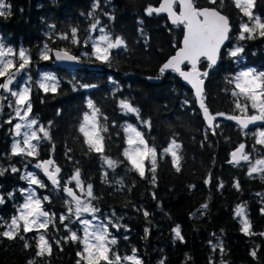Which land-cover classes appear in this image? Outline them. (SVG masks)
<instances>
[{
	"label": "trees",
	"instance_id": "16d2710c",
	"mask_svg": "<svg viewBox=\"0 0 264 264\" xmlns=\"http://www.w3.org/2000/svg\"><path fill=\"white\" fill-rule=\"evenodd\" d=\"M161 1L99 0L100 7L95 17H90L88 13L94 0H5L11 5V15L0 17V42L17 54V67L20 49L31 57L30 67L17 77L13 87L23 83L31 85L30 118L35 117L39 124L49 128L52 139L41 141L38 157L12 155L14 140L22 137H15L10 129L20 121L14 118L12 124L5 123L15 113L7 107L9 101H3L0 169L8 171L0 175V195L5 200L0 204V232L7 230V224L14 215H19L18 208L27 195L21 189H35L37 196L49 197L50 202H43L42 207L49 213H56V222L55 226L49 224L47 230L34 229L28 233L23 232L21 222L20 235L15 239L0 236V264H29V261H35V264H77L78 260L80 264H86L77 255L83 244L64 239L69 235L64 224H69V221L59 222L60 214L66 212L65 201L70 200L63 187L76 168L80 169L85 186L88 183L93 185V194L98 199L92 203L99 207L97 215L100 219L111 216L113 212L116 217L123 218L120 223L126 227L118 231L110 227L117 240L111 246L112 251L122 258L132 255L135 249V255L142 264H160L161 260L164 264H264V235H261L264 233V179L261 178L264 173L248 175L255 160L264 159V145L255 143L257 130L244 129L227 119L230 115L243 116L235 108L236 98L231 95L234 85L228 80L248 68L264 71V38L237 41L239 25L249 21L235 7L233 0H223L222 5L221 0H216V4L209 0H195L198 8L215 7L230 19L231 40L226 48L237 44L244 46L242 61L229 57L224 49L219 65L209 70L205 103L213 115L225 114L217 115L216 125L219 127L213 135L205 126L192 90L179 75L166 72L160 83L146 80V77L159 75L162 64L181 47L184 35L183 26L171 25L166 15L146 13L149 5L158 7ZM175 9L178 11V4ZM253 12L264 20V0H256ZM95 19H99L100 24L96 31H89ZM72 27L78 28L77 36L81 41L78 45L71 44V37L69 40L60 39L61 34L70 33ZM105 32L113 39L120 36L127 43L126 48L111 50L110 64L100 63L92 56V42ZM89 36L92 39L85 46L83 41ZM45 45L52 51L66 48L80 57L82 63L97 69L72 71L55 68L52 58H39ZM201 68L203 71L207 69L206 61L201 62ZM44 73L54 74L60 81L56 93H44L38 88ZM73 84L95 87L74 90ZM0 95L8 94L0 90ZM88 100L99 108V124L107 128V132L101 133L104 136L103 155L123 161L115 170L103 164L100 153L88 152L85 138L79 132L84 113L91 114L92 111L87 107ZM120 100L130 101L137 107L139 118L134 113L126 114L120 108ZM185 100L189 102L185 104ZM248 103L247 115L257 114L251 102ZM141 120H150L151 127L141 124ZM128 125L141 131L148 145L156 148L154 184L150 179L152 173L148 160H145V175L141 177L123 156V151L129 147L125 130ZM173 139L181 145L178 155L183 159L179 172L171 162V154L163 152ZM240 144L246 146L250 161H242L239 165L229 163L231 153ZM49 158H54L62 168L60 189H55L35 166ZM13 166L19 171L11 172ZM28 172L35 173L48 187L30 185L22 178ZM105 172L108 183H104ZM121 180L123 185L117 183ZM237 181L239 189L234 186ZM68 186L85 197L75 187V181ZM9 193L13 195L9 197ZM205 203L208 208L201 209ZM238 206H243V216L236 215ZM143 210L149 212L147 218ZM89 217L85 213L83 218ZM244 218L251 225L247 234L242 230ZM176 225L181 228L183 241L175 238L173 229ZM69 227L78 236L83 235V226L79 222L69 224ZM40 234H44L52 244L50 256L36 255ZM55 240L61 243L57 245ZM26 242L29 247H25ZM253 251L255 257L251 255ZM109 255L111 257V253ZM121 264L130 262L122 259Z\"/></svg>",
	"mask_w": 264,
	"mask_h": 264
},
{
	"label": "snow or ice",
	"instance_id": "6c2138e0",
	"mask_svg": "<svg viewBox=\"0 0 264 264\" xmlns=\"http://www.w3.org/2000/svg\"><path fill=\"white\" fill-rule=\"evenodd\" d=\"M209 2L211 4H216V0H209ZM233 2L235 7L238 8L249 21L239 25V34L236 37L237 41H244L246 39L251 40L257 37L264 38V20L253 12L256 0H233ZM176 4L180 5L179 14L175 11ZM222 4L223 0H221V5ZM99 7V0H94L92 10L88 13V16L95 17L96 10ZM146 13L148 15H152L153 13H167L173 25L178 27L181 25L183 26L185 30L182 41L183 46L160 67L159 75L155 77V79H160L170 70L171 72L178 73L183 80L187 81L194 89L195 99L199 103V107L207 121L208 129L215 135L216 128L219 127V125L213 126V122L217 115L225 116V114L217 113L213 115L209 112L205 104L206 96L204 82L209 75V70H211L221 58L222 48H225L229 57L237 61H242L244 59L242 55L244 53L243 45L237 44L234 47H225L226 42L231 40L229 34L232 31L228 17L223 15L221 11L217 10L215 7L198 8L195 0H162L158 7L149 5L146 8ZM104 14L108 15V13ZM9 15H11V5L6 4L5 0H0V17H7ZM111 19H114V17H111ZM99 24L100 20L95 19L94 22L90 24L89 31H96ZM52 27L55 28L54 25ZM100 31L104 32V29L100 28ZM77 32L78 28L72 27L70 33L61 34L60 39L69 40L71 37V44L78 45L81 41L77 36ZM91 39L92 37L89 36L83 41V44L87 46L88 41ZM101 43L103 46H101ZM92 47L94 49L92 56L95 57L96 61L110 64L112 57L111 50L120 49L121 47L126 48L127 43L122 37L117 36L113 39L109 33L105 32L99 37L98 41L92 42ZM50 53H52V49L45 45L40 52L39 58L41 60H48L51 58ZM54 55L56 61H80V57L72 55L66 48L56 50ZM83 55L87 56L88 53H84ZM16 57L17 54L13 52L12 48H6L5 44L0 42V78H3V82H0V90L8 94L0 95V112H2L4 108L3 101L8 100L9 103L7 107L13 109L15 116L10 117L5 123L12 124L14 118H18L20 121L15 123L12 129H10L15 137H22V139L14 140L11 147L12 155L24 156L25 158L38 157L41 141H51L52 138L49 128H46L43 124H39L35 117L30 118V114L32 113L31 85L23 83L13 87L14 83L17 81V77H19L21 73H26L31 65V57L24 49H20L18 52V67ZM202 58L208 62L207 69L204 71H201L197 67ZM185 62L191 65L190 71L182 69L181 66L185 64ZM13 69L15 70L13 71ZM148 79H153V77H149ZM228 83L234 85L231 95L236 98L235 108L240 110L243 114V118L241 116L230 115L227 116V119L236 120L244 129H247L249 124L255 123L256 121H264V71L257 72L254 68L241 70L235 74L234 77L229 79ZM59 85L60 81L54 74L44 73L38 83V88L42 89L44 93H56L59 89ZM78 87L89 88L95 87V85L73 84L74 90ZM11 98L15 99L12 100ZM249 101L251 102V107L257 110L256 115H247ZM188 102V100L184 101L185 104ZM119 104L120 108L126 114L134 113L137 118H139V109L133 106L130 101L120 100ZM87 107L92 111L91 114L88 112L84 113L83 123L79 127V132L82 133L85 138L84 142L87 145L88 152L100 153V159L103 161V164L115 170L123 161L113 160L107 155H103L104 136L101 133L107 132V128L99 124L97 114L100 110L94 105L92 100L87 101ZM140 122L149 128L151 127L150 120H141ZM125 130L128 133L127 143L129 147L123 151V156L131 165L132 169L138 172L141 177L145 175V160H148L150 162L149 171L152 173L150 179L154 184L157 168L156 148L148 145V142L144 139L143 133L136 127L128 125ZM40 134H42V136ZM256 135L258 138L255 143L264 145V130L258 132ZM205 138H207V130ZM54 147L53 145V150ZM245 147L244 144H240L236 151L231 153V160L229 163L239 165L241 161H250V154L245 153ZM180 149L181 145L173 139L169 147L163 150L164 154H171V162L175 166L177 172L181 170V160L183 159L182 156L178 155ZM68 151H71V149ZM69 159H71V157H69ZM35 166L42 170L55 189L61 188L59 177L61 168L55 164L53 159L49 158L47 160H42ZM5 171H8V169H0V175H3ZM10 171L15 173L18 172L19 169L13 166ZM253 173H264V159L255 160L248 171V175L252 176ZM107 175V172H105L104 183L109 182ZM22 178L27 180L30 185H37L40 188L48 187V185L40 180L33 172L26 173ZM261 178L264 179V176H261ZM72 181H75V187L89 199H83L80 195H77L72 187L67 186ZM117 183L123 185L122 180L117 181ZM220 186H223L222 183ZM234 186L239 189V182L237 181ZM63 191L71 199L65 201L67 206L66 212L60 214L59 222L64 224V221L68 220L69 224L79 222V224L83 226V235L78 236L77 232L69 227V224H64V228L69 233L64 239L73 242L80 241L83 244L82 251L77 253L81 260L86 261V264H101V262H104V264H121L123 259L130 262V264H142L141 260L135 255V249H133L132 255L123 258L119 253L112 251L111 246L115 245L117 240L112 236L110 227L117 231L121 227H126L120 223V220L123 218L116 217V214L113 212L111 216L103 220L100 219L97 215L100 209L92 203V201L98 199V197L93 194V185L91 183L85 186L84 181L81 179L79 168H76L71 179L66 181ZM21 192H26L27 195L25 197V202L18 208L19 215H14L11 218V222L7 224V230L0 232V236L15 239L17 235H20L21 222H23L22 228L24 233L31 232L34 229L37 231L39 229L47 230L49 224L55 226L56 213H49L42 207L43 202H50V198L47 196L43 198L37 196L35 189H21ZM8 195L11 197L13 193H9ZM152 195L153 198H155V193ZM3 203H5L4 197L0 195V204ZM207 208V203L201 205V209ZM137 210L139 211L140 209ZM85 213L90 214L92 219L83 218ZM243 214V206H238L236 215L243 216ZM143 215L147 218L150 214L147 210H143ZM193 215H195V213H193ZM94 220H99L100 222L93 223ZM241 223L243 224L242 230L246 234L249 233L251 227L250 222L244 218ZM145 232L147 234L148 230L146 229ZM173 232L175 233L176 239L183 241L184 238L181 234L179 225H176ZM261 235H264V233H261ZM20 238L24 239L23 236H20ZM54 242L57 245L61 243L60 240H55ZM25 247H29L27 242L25 243ZM36 247L38 248L36 255L39 257H44L46 254L50 256L52 253V244L46 239L44 234L39 235V241ZM213 247L215 248L216 246L214 245ZM221 251H223L222 246ZM110 253L111 257L109 255ZM251 255L255 257V251H253ZM29 264H35V261H29ZM77 264H80L79 260ZM160 264H164V261L161 260Z\"/></svg>",
	"mask_w": 264,
	"mask_h": 264
},
{
	"label": "water",
	"instance_id": "95a60500",
	"mask_svg": "<svg viewBox=\"0 0 264 264\" xmlns=\"http://www.w3.org/2000/svg\"><path fill=\"white\" fill-rule=\"evenodd\" d=\"M162 2V1H161ZM176 12H177V14H179V12H180V5L178 4V11L177 10H175ZM156 14V13H155ZM160 14H164V15H166L167 16V18H168V21H169V23L171 24V25H173L172 23H171V20H170V18L168 17V15H167V13H160ZM229 19V18H228ZM229 23H230V25H231V22H230V19H229ZM173 26H176V25H173ZM185 31V30H184ZM231 33V32H230ZM230 35V34H229ZM182 41H183V39H182ZM228 44V42H226V45ZM183 45H182V42H181V47H182ZM180 47V48H181ZM226 47V46H225ZM179 48V49H180ZM179 49L177 50V51H179ZM225 48H222V50H221V54H222V52H223V50H224ZM56 50H58V49H54L53 51H52V53H51V58L53 59V66L55 67V68H58V69H62V70H72V71H76V70H81V69H89V70H96L97 68L96 67H91V66H88V65H86V64H84V63H82L81 61H79V62H72V61H56L55 60V55H54V53H55V51ZM176 51V52H177ZM176 52H175V54H176ZM72 54V53H71ZM174 54V55H175ZM73 55V54H72ZM173 55V56H174ZM203 61V58L201 59V62ZM201 62L198 64V68L201 70V71H203L201 68H200V64H201ZM207 62V61H206ZM219 62H220V59H219V61L217 62V64L214 66V67H217L218 65H219ZM163 65V64H162ZM185 65H188L189 66V69H184V67H185ZM182 69L183 70H185V71H190L191 70V65L190 64H188L187 62H185V64H183L182 66ZM167 72H171L170 70L169 71H167ZM177 75H179L178 73H176ZM180 77V76H179ZM149 77H146V80L148 81V82H150V83H160L161 82V78L160 79H155V77H153V79H148ZM181 78V80L183 81V83L187 86V87H189L191 90H192V92H193V95H194V89L191 87V85L187 82V81H185V80H183V78L182 77H180ZM205 86H206V80H205V82H204V91L206 92V90H205ZM195 97V96H194ZM196 100V99H195ZM196 104H197V107H198V109L200 110V112H201V114H202V117H203V120H204V123H205V126H206V128L208 129V124H207V121L205 120V118H204V116H203V113H202V110L200 109V107H199V103L197 102V100H196ZM206 104V103H205ZM242 118H243V116H241ZM230 122H232V123H235V124H237V125H239V126H241L236 120H230V119H228ZM264 124V121H256L255 123H252V124H249V126H248V128L249 127H260V126H262ZM216 125V120L213 122V126H215ZM242 127V126H241ZM208 130H210V129H208ZM236 151V150H235ZM51 159H53L54 160V158H51ZM45 160H47V159H45ZM42 161V160H41ZM55 161V160H54ZM40 162V161H39ZM38 162V163H39ZM55 164L57 165V163H56V161H55ZM59 166V165H58ZM60 167V166H59ZM61 168V167H60ZM41 170V169H40ZM41 173H42V175L48 180V178L44 175V173L42 172V170H41ZM61 175H62V168H61V172H60V174H59V177H60V183H61ZM50 183H51V181L50 180H48ZM209 184V183H208ZM70 187V186H69ZM74 189V188H73ZM74 191H76L75 189H74ZM76 193H77V191H76ZM77 195H79L78 193H77ZM69 199H71L70 197H68Z\"/></svg>",
	"mask_w": 264,
	"mask_h": 264
},
{
	"label": "rangeland",
	"instance_id": "374dc122",
	"mask_svg": "<svg viewBox=\"0 0 264 264\" xmlns=\"http://www.w3.org/2000/svg\"><path fill=\"white\" fill-rule=\"evenodd\" d=\"M102 35H103V34H102ZM98 40H99V38H98ZM98 40H97V41H98ZM101 46H103L102 43H101ZM6 48H8V47H6ZM13 52H14V50H13ZM14 53H15V52H14ZM50 54H51V53H50ZM262 130H264V128H260V127H259V128L257 129V131H256V134H257L258 132L262 131ZM83 199L87 200V197L85 196V197H83ZM89 215H90V214H89ZM89 219H92V217L90 216ZM93 223H99V222H98L97 220H94Z\"/></svg>",
	"mask_w": 264,
	"mask_h": 264
}]
</instances>
